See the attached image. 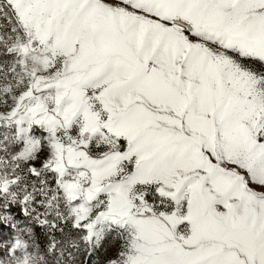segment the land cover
I'll return each mask as SVG.
<instances>
[{
  "label": "snow or ice",
  "instance_id": "6c2138e0",
  "mask_svg": "<svg viewBox=\"0 0 264 264\" xmlns=\"http://www.w3.org/2000/svg\"><path fill=\"white\" fill-rule=\"evenodd\" d=\"M0 264H264V0H0Z\"/></svg>",
  "mask_w": 264,
  "mask_h": 264
}]
</instances>
